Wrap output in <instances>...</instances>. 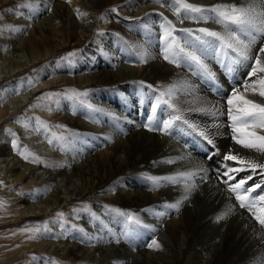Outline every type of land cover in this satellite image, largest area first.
Returning a JSON list of instances; mask_svg holds the SVG:
<instances>
[{
    "label": "bare ground",
    "instance_id": "1",
    "mask_svg": "<svg viewBox=\"0 0 264 264\" xmlns=\"http://www.w3.org/2000/svg\"><path fill=\"white\" fill-rule=\"evenodd\" d=\"M37 1L48 5L43 7L37 5V8L39 7L37 15L40 20L36 23L34 21L33 29L37 30L36 34H40L41 38H29V36L19 42L21 37L18 36V33L21 29H25L23 25L27 26L25 21H22L23 23L19 21V30L17 34L9 36V45H13L15 49L25 45L30 50L29 54L32 60L27 61L26 65L32 64L34 59H38V62L48 59L49 54L70 46V44L83 48L82 57L76 59V65L81 63L82 67L63 70L62 76L58 75L44 84L50 86L59 80L62 83L64 81V83L73 85L77 83L84 88L94 87L92 97L95 100L91 103L92 108L105 113L109 129L111 127L114 132L111 130V138L107 141L112 144L107 146L106 150L103 149L101 155L92 154L93 151L92 153L89 151V154H86V158L81 162L75 163L74 160L71 159V162L68 159L71 164H74L72 171L62 169L57 173L51 172V175L58 174L69 177L72 174V176L77 175L78 178L80 175L86 184H90L91 188L103 182H105V186H110V183L113 188L118 190V193L109 197L118 202L126 212L136 210L142 214L149 210V214L155 213L158 218H161L166 214L162 209L166 210L165 218L170 216L169 221L163 225L164 222L161 219L162 222H158L157 219L155 230L162 231L160 238L164 239L163 237L168 236L169 241L174 244L163 240V245L162 239L159 240L154 235L145 238L142 233L137 237L140 233V228H137L139 233L133 232L134 234L132 233L131 236L134 238L126 239V241H133L134 246L136 245L140 252L134 253L133 264H188V260L192 259V256L200 257L201 254H204L202 262L205 261L206 264H264V226L255 218L258 215L264 216V211H262L264 210V201L259 200L261 196H264V170L256 169V172L253 173L248 167L249 162L264 164V153L244 148L236 142V140L245 138L239 131L244 126L237 124L235 125L236 130H234L233 122L228 115L230 106L227 104L228 99L233 96V94L229 96L231 91L237 95H244L247 99L255 100L257 103H264V97L258 95L260 90L258 82L264 77V74L257 70L254 75H250L253 61L234 63V59H230L228 64H222L223 57H226L224 49L217 51L213 56L214 60L219 62L218 69L217 67L210 68L212 66L208 65L210 60L207 64L205 63L208 60L206 57L207 59L203 62L207 66V70H205L180 53L178 49L169 51L167 53L169 59L165 60V49L172 43L171 37L165 35L166 26L175 29L172 31V36L178 38L179 47L184 48L185 51L192 50L186 47L185 32L178 30L196 29V14H186L182 8L179 14L177 10H170V6H172L170 1L173 0H103L95 7H90L92 14L89 18L82 13L83 18H74L77 19V22L72 23L69 27L62 23L70 10V6L66 3L67 0ZM87 1L95 2V0ZM193 1L187 0L188 3ZM206 1L209 3V0ZM116 2L120 4L118 11L111 8ZM215 2L216 0L214 4L217 5ZM225 2L231 3L224 5L237 3L238 7L249 5L247 3L249 0H225ZM249 3H253V0ZM106 7H109V10L105 9ZM96 8L104 10L99 23L102 29H116L124 35L123 45H119L118 42L121 47L117 50L114 48L109 50L108 46V51L106 50L107 44H105L102 45L106 50L103 53L97 49L100 42L92 40L89 42L97 19ZM178 16L183 23L181 20L174 22ZM185 16L190 19L185 20ZM167 21H171L172 25L168 26ZM214 22L216 23V21ZM223 27L229 26L223 25ZM214 39L208 37L207 43L195 40L201 46L200 49L206 54L205 56L212 57V55H208L207 47L210 43L212 47L214 46L216 41ZM69 42L70 44H68ZM40 45L42 51L34 53L36 47ZM192 46L194 48V45ZM101 49L103 48L101 47ZM231 56L235 55L231 54ZM93 58L95 59L94 63ZM260 59L264 63V54H261ZM172 60L175 62H170ZM95 64L98 67H95ZM229 69L236 74L232 81L225 76ZM243 69L247 70L246 78L240 75V72H245L241 71ZM75 70L76 72H74ZM47 72L49 71L47 70ZM206 79L210 84L212 79H215V82L217 79L218 81L223 80L225 84L220 83L219 93L216 94L215 90L208 86L209 83L205 82ZM253 84L256 85L257 92H253ZM239 85L241 86L238 87ZM245 85L248 87L246 88ZM141 93L144 100L134 101ZM69 106L67 103L64 104L63 111L66 112L64 116L71 120L72 126L83 127L86 123L81 118L74 117L71 112H67V110L71 111ZM231 107L235 115L237 103L234 101ZM7 108L8 106H4L0 111H5ZM75 110L83 109L79 107ZM177 116H180L181 119H175ZM169 122L170 127L165 130L164 125ZM193 125L195 128L192 127ZM98 126L99 123L94 127ZM247 131H255L259 135H264V129L260 128L249 127ZM201 132L207 139L200 135ZM84 133L88 134L92 131H84ZM102 133H98L97 136L105 144L103 138L107 140L108 137H105L104 134L101 135ZM95 136L93 135L94 139ZM191 136L193 139L196 138L194 142H192ZM10 153L8 144L4 143L0 148V155L4 157L3 161L17 165L14 156ZM227 155H234L238 159L227 160L225 159ZM99 162L103 166L101 175H97L100 172L97 168ZM67 164H69L68 161ZM21 169L18 167L19 178L23 177L26 172ZM232 169L244 170L231 171ZM109 175L110 178H107ZM249 176L252 179H247ZM229 177H234V179H229ZM242 179L246 180L242 188H254V191L232 192L230 186H234ZM130 184L133 186L131 187ZM255 185H260V187L257 188ZM100 188L105 189V187ZM81 192L83 190L80 189ZM237 195L245 196L246 204L253 200L256 201L251 211L246 207H240V201L236 199ZM63 201L67 202V199ZM170 205H178V207H170ZM48 207L49 205H46V208L40 207V211L45 212ZM102 209L105 210V208ZM122 213L124 212H120V216H125ZM135 220L136 218L132 223L137 227L138 223H135ZM182 234L186 237H183ZM182 237L185 239L184 246L177 248L176 243ZM122 241L124 242V240ZM153 241L160 244L159 247L153 244ZM83 246L85 245L83 244ZM83 246L81 248L72 245L68 247V251L79 255L89 250ZM132 249L134 250L133 247ZM101 251L110 250L105 248Z\"/></svg>",
    "mask_w": 264,
    "mask_h": 264
},
{
    "label": "rangeland",
    "instance_id": "2",
    "mask_svg": "<svg viewBox=\"0 0 264 264\" xmlns=\"http://www.w3.org/2000/svg\"><path fill=\"white\" fill-rule=\"evenodd\" d=\"M101 1L103 0H95L94 3H90L87 0H67L66 3L70 6V10H68L69 14L62 23H64L66 27H69L72 23H76L77 19L83 18L82 13L89 18L90 14H92L90 7H95ZM210 1L211 0H209L208 3L206 0H196L194 4L197 5L198 3H202L201 6L207 4L205 7L215 5V0ZM249 2H252V0H249ZM249 2L247 3L251 4ZM255 2L259 3L260 0H256ZM215 3L224 5L231 2L226 3L225 0H222V2L221 0H216ZM37 5L42 7L48 6L47 4H41V2L37 0H0V109L4 106H8L9 108L5 111H0V148L4 143H7L11 151L10 154L14 156V160L17 163V165L13 163L8 164L3 161L4 157L0 155V264H133L134 253L137 252L138 254L140 252H138L137 246H134L133 241L130 242L128 240V242L126 239L132 240L134 237L131 235L139 233V230L140 233L137 237L143 233L142 236H145V238L154 235L156 236L155 238H159V240L162 239L160 238V232L162 231L158 229L155 230L156 221L158 219L159 222L161 219L164 222L163 225H165V223L169 221L170 216L166 219L165 216L167 212L163 209L162 211L166 214L161 218H158L155 213L149 214V210L147 213L142 214L139 211L136 212V210H132L133 212H126L118 202L109 197L111 195L115 196L116 192L118 193V190L113 188L110 183V186L107 185L108 187L105 186V182H103L91 188L90 184H86V182H84L85 180H83L80 175L79 178L77 175L72 176V174H70L71 176L69 175V177L58 174L51 175V172L57 173L62 169L69 172L72 171L74 168V164H71L72 160H74L75 163L77 161L81 162L86 158L85 155L92 153V151V154L98 153V155H101L104 151L103 149L106 150V147L112 144L107 142L109 138H111L110 133L112 129L111 127L109 129V123L105 113L102 110L99 111L96 108H92L91 103L95 100L92 97V90H94V87L84 88L80 87L77 83L73 85L64 83V81L63 84L59 80L50 86L44 84L46 81L52 80L58 75L62 76L64 74L63 70L82 67L81 63L76 65V59L77 57H82L83 48L72 46L69 42L68 44H70V46H66L61 50L49 54L48 59L40 62H38V59H34L32 64L26 65L25 63L27 61L32 60L29 54L30 50L25 45H21L19 49H15L13 45H9V36H11V34H17L19 30V21H25L28 26L25 27V25H23L25 29H21L20 33H18V36L21 37L18 40L19 42L29 36V38H41L40 34H36L37 30L33 29L36 21L38 22L40 20V17L37 15L39 8H37ZM170 5H172L170 6V10H177V5L174 3V0L170 1ZM234 5L238 7L237 3ZM111 8L118 11L120 9V4L116 2ZM105 9L109 10V7ZM257 10L259 11V9ZM225 11H227V9H225ZM102 13H104L103 8L100 10L97 8L95 9V16H97V19L95 21L94 30L89 37V42L91 40L98 43L100 42V46L99 48L97 47V49L104 53V51L108 50V46L109 50L113 48L117 50L120 48L123 45L122 38L124 35L116 29H102V26L99 25ZM195 14L196 29L193 30L208 28L225 37H227L230 31L234 30L235 26H231V28L230 26L222 28L225 24L219 23L220 25H217V22L215 23L213 18L203 19L199 13ZM177 18L178 19H174V22L181 20V23H183L182 19H179V16ZM184 19L189 20L190 18L185 16ZM219 30L226 32L222 33ZM195 32L196 31H194V34H191L192 38L190 34L185 33L186 47L195 51L196 54L203 59H201L203 62L207 59L206 57H208L205 63L207 64L210 60L208 65H214L213 67L210 66V68L217 67L218 69L219 62L217 63L214 60L215 57H213L217 51L219 52L224 49V53L226 52V54H224L226 57H223V59H227L228 61L222 59V64H228L230 59L233 60L235 58V56H231V54L235 55L232 53V50H228V48L222 46L223 44L216 39H214V41L216 40L215 42L213 41V47L211 43L207 47L209 50L208 55H212V57L205 56L206 54L200 49L201 46L193 39L194 36H203V34H199L197 31L198 35L197 33L195 34ZM187 35H189L191 39L189 36L187 37ZM117 36L120 38L119 40ZM205 38V40H207L208 37ZM260 38L261 37L257 38L259 42H257L256 48H253V50H255L253 54L256 53V50L258 51L261 46L260 40L264 39ZM56 39L58 40V37H56ZM189 41L192 42L190 43ZM118 42L121 46L118 45ZM219 42L220 47L218 46ZM105 44H107L106 50L102 46ZM192 45H194V48ZM101 47L104 50L101 49ZM41 48V45L36 47L34 53L42 51ZM92 61L94 63L95 59L93 58ZM95 67H98V65L96 66L95 64ZM47 70L49 72H47ZM241 71H245V69ZM246 71L240 72V75L246 78ZM4 72L5 75H3ZM74 72H76V70ZM234 74L235 72L231 71L230 81L235 79L236 74ZM225 76H227V74ZM213 83L214 87L216 86L218 89L219 83H224V81L221 80L218 83ZM240 86L241 85L238 87ZM245 91L247 92V89ZM232 94L233 91L231 94L229 93V96ZM139 100H144L142 93L137 99H134V101L137 102H139ZM65 103L71 106H69L71 111L67 110V112H71L74 117L81 118V120L86 123L84 125L85 127L72 126L71 120L64 116L66 114V112L63 111ZM79 107L83 110L76 111L75 109ZM98 123L99 126L94 127L97 126ZM93 128L97 129L94 130ZM84 131H92V133L87 134L84 133ZM98 133H102L101 135L104 134L105 137H108L107 140L103 138L105 144L107 142L106 145L100 140L101 138H98ZM93 135H96L95 139ZM191 138L193 139V136H191ZM194 139L196 138L194 137ZM194 139L192 142H194ZM92 144H94V146H92ZM85 151H87V153H85ZM109 151L111 152L112 150ZM67 161L69 164H67ZM18 167L26 171L23 177L19 178ZM102 167V164L99 162L97 168L100 172L98 171L99 173H97V175L103 173ZM107 178H110V175ZM12 180H15V182H12ZM130 185L131 187L133 186V184ZM100 187H105V189ZM80 189L83 190V192L80 193ZM99 196L101 197L99 198ZM64 199H67V202H64ZM46 205H49V207L45 212L40 211V207L46 208ZM102 208H105V210ZM117 210H119V213ZM122 211L132 214V220H129L127 216H120V212ZM109 217L110 219L114 217V219L110 220ZM135 218H140L138 219L140 223H138L137 227L132 223ZM144 218H148L149 220ZM120 225L123 226L120 227ZM137 228L140 229L138 230ZM182 236L186 237L183 234ZM167 237H163L164 239L161 240L162 243L168 240L167 243L174 244V242L169 241ZM183 237L176 243L177 248L184 246L185 239ZM122 240H124V242ZM83 244L86 247L83 246ZM72 245L81 248L83 246V248L89 250L83 252L84 254L81 252L82 254L75 255L68 251V247ZM100 247L102 249L107 248V250L110 251L102 252ZM99 249L101 250L99 251ZM132 252L133 254H131ZM201 255L200 257L192 256L193 258L191 257V261L188 260V264H206L205 261L202 262L204 254ZM155 257L156 256H154V258ZM156 259L158 258L156 257Z\"/></svg>",
    "mask_w": 264,
    "mask_h": 264
},
{
    "label": "snow or ice",
    "instance_id": "3",
    "mask_svg": "<svg viewBox=\"0 0 264 264\" xmlns=\"http://www.w3.org/2000/svg\"><path fill=\"white\" fill-rule=\"evenodd\" d=\"M174 3L177 5L178 14L182 8L186 14L199 13L201 18H213L217 23H222L226 26H235L234 30L231 31L227 37L207 28H200L198 30L179 29L178 31L188 34L198 31L199 33H202L203 36H195L194 39L202 43L208 42L205 40V37L215 38L216 40L222 42L224 47L232 50V52L235 54V58L233 60L234 63L253 61V67L250 75H254L257 70L261 73H264V63H262L260 59L261 54H264V39L260 40L261 46L259 47L258 51L253 54V48L258 42L257 38H264V0H260L259 3H256L255 0H253V3L249 4L247 7L220 4L213 5L211 7H205L188 3L187 0H174ZM225 9H227V11H225ZM257 9H259V11ZM167 25L171 26L172 22L167 21ZM173 30L175 29L166 26L165 35L167 37H171L172 43L165 49L166 54L164 55V59H169L167 54L169 51L172 49H178L180 53H183V55L189 58L192 62L207 70V66L203 64L200 56H198L195 51H185L184 48L179 47L178 38L172 36ZM170 62L175 61L172 60ZM209 75H211V73H209ZM258 83L260 86L258 95L264 97V77H262ZM245 87L247 88L248 86L245 85ZM252 90L253 92H257L255 84L252 85ZM234 101L237 103L235 115L233 114V109L231 107ZM227 104L230 106L228 108V115L233 122L234 130H236L235 125L237 124L244 126L243 128L239 129V131L245 138L236 140V142L241 144L244 148L254 149L257 152L264 153V135H259L255 131H247L249 127L264 129V103H257L255 100L247 99L244 95H237L234 92L233 97L228 99ZM153 110L155 111V109ZM175 119L179 120L181 117L177 116ZM169 127L170 122L165 123L164 129L166 130ZM192 127L195 128L194 125ZM200 135L207 139L203 132H201ZM225 159L237 160L238 157L234 155H227ZM241 162L243 163V161ZM248 167L251 168L253 173L256 172V169L264 170V164L249 162ZM243 170L244 169H232L231 171ZM229 179H234V177H229ZM247 179L250 180L252 177L249 176ZM225 183H227V181H225ZM245 183L246 180L243 179L238 181L234 186H230L231 191L238 192L239 190H242L245 193L254 191V188H242ZM255 187L258 188L260 185H255ZM236 199L240 201V207H246L249 209V211L252 210L253 204L256 203V201L253 200L246 204V197L241 195H237ZM259 200L264 201V196H261ZM170 207H178V205H170ZM122 215H125L129 218V220H132V214L122 213ZM255 218L262 226H264V216L258 215L255 216ZM218 219H220V217H218ZM134 222L139 223V220L136 219ZM153 244H156V242L153 241ZM156 246L159 247L158 244H156Z\"/></svg>",
    "mask_w": 264,
    "mask_h": 264
}]
</instances>
